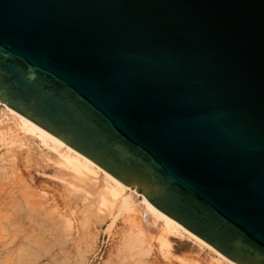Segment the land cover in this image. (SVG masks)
Instances as JSON below:
<instances>
[{"label": "water", "instance_id": "95a60500", "mask_svg": "<svg viewBox=\"0 0 264 264\" xmlns=\"http://www.w3.org/2000/svg\"><path fill=\"white\" fill-rule=\"evenodd\" d=\"M0 102L264 264V0H0Z\"/></svg>", "mask_w": 264, "mask_h": 264}, {"label": "bare ground", "instance_id": "6f19581e", "mask_svg": "<svg viewBox=\"0 0 264 264\" xmlns=\"http://www.w3.org/2000/svg\"><path fill=\"white\" fill-rule=\"evenodd\" d=\"M1 103L0 146H3V153L0 159L2 164L0 177H9L14 174V177L6 183V187L11 188L10 185H12L15 190L5 188L3 193H0V205L4 208L9 204L13 206L12 215L20 209L22 213L18 219L21 225L30 217L40 216L43 210L50 207L49 203H52L54 210L58 205L64 208L67 206L68 210L75 212H71L72 214L78 218L81 217L79 220L92 216L99 223L110 218L109 227L120 217L124 227L127 228L123 236V244L129 248L133 256L141 254L144 250L143 245L149 242L148 233L154 229L157 231L160 248L167 246L165 240L168 234H179L194 239L210 252H214L221 264H239L168 217L142 193L111 176L83 154L55 138L11 107ZM34 136L48 150L39 149L34 143ZM22 148L23 152H20L19 157V151ZM51 157H53V163L49 162ZM3 160L8 163L4 164ZM20 165H22L21 168ZM49 170H52L51 176L56 180L46 178L39 183L40 185L49 184L57 191L50 194H44L42 191L44 194L42 198H35L37 195H34L33 188L37 174H33L32 177L28 172L34 171L45 175ZM9 216L11 217L10 214L7 215L8 218Z\"/></svg>", "mask_w": 264, "mask_h": 264}, {"label": "rangeland", "instance_id": "374dc122", "mask_svg": "<svg viewBox=\"0 0 264 264\" xmlns=\"http://www.w3.org/2000/svg\"><path fill=\"white\" fill-rule=\"evenodd\" d=\"M34 138L39 149L48 150L36 136ZM32 150L36 151L35 148ZM2 153L3 146H0V159ZM52 159L49 158V162L53 163ZM1 165L0 162V169ZM28 174L32 177L37 174L33 188L35 198L57 191L49 184L39 183L46 178L56 180L51 176L52 170L45 175L34 171ZM13 177L14 174L0 177V193ZM10 187L7 190H15L12 185ZM49 205L40 216L30 217L22 225L18 219L22 213L20 209L12 215L13 206L9 204L4 208L0 205V264H221L214 252L187 236L168 234L167 246L160 248L154 229L148 233L150 239L143 245L141 254L133 256L123 244L127 228L120 217L109 227L110 218L99 223L92 216L79 220L81 217L72 214L75 212L68 210L67 206L65 209L58 205L54 210L53 204ZM8 214L11 217L8 218Z\"/></svg>", "mask_w": 264, "mask_h": 264}]
</instances>
